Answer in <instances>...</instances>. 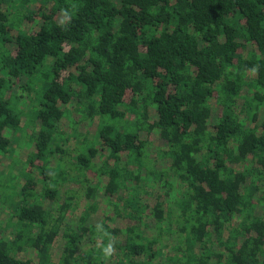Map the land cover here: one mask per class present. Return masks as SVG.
Returning a JSON list of instances; mask_svg holds the SVG:
<instances>
[{"label": "trees", "instance_id": "16d2710c", "mask_svg": "<svg viewBox=\"0 0 264 264\" xmlns=\"http://www.w3.org/2000/svg\"><path fill=\"white\" fill-rule=\"evenodd\" d=\"M4 161L0 264H264V0H0Z\"/></svg>", "mask_w": 264, "mask_h": 264}, {"label": "rangeland", "instance_id": "374dc122", "mask_svg": "<svg viewBox=\"0 0 264 264\" xmlns=\"http://www.w3.org/2000/svg\"><path fill=\"white\" fill-rule=\"evenodd\" d=\"M31 4H32L31 6L29 5L30 9H33L34 7H37L38 6L36 3H31ZM20 26H21V28H23V29L26 30L29 27V23H27L26 20H22ZM11 33L12 34H15V31L13 30V31H11ZM66 121H67L66 119L63 120L64 123ZM18 139L21 140V138H18ZM19 140H17V141H19ZM18 144H19L18 147L19 148L21 147V148L18 149V153L19 154H17L15 157H16L17 160H21L22 157H21L20 154H22L23 152H25L26 149L24 147H22L24 145L23 140L20 141V142H18ZM16 151H17V148H16ZM1 163L2 164H0V170L2 169L3 171H2V174L0 175V185H2V186L4 185V188L6 189V190H4V192L7 193V194H10V192H11L10 190L12 189V186H15V185L17 186V184H18L17 177L15 176V167L13 168V166L8 161H4V162H1ZM90 181H91V184H95V182H96V180L94 178L91 179ZM157 189H158V187H156L155 190H152V192L155 193V191ZM100 193H102V192H100ZM99 194H96L95 201H101V199H102V198H100L101 197L100 196L101 194L100 195ZM3 217H4V215L2 214V211H0V224L2 222L1 219ZM0 236H1V233H0ZM162 243H163V245L166 248V252H165L166 255L169 253L168 255L171 256L170 253H172V251L170 250V248H171L170 246L171 245H174L175 242L171 239V237H166L165 240H163ZM55 248H58L57 244H55L53 246V248H52V254H53ZM214 249H217L216 248V245L214 246ZM157 261L160 262L161 261V258H159Z\"/></svg>", "mask_w": 264, "mask_h": 264}, {"label": "clouds", "instance_id": "9594fccd", "mask_svg": "<svg viewBox=\"0 0 264 264\" xmlns=\"http://www.w3.org/2000/svg\"><path fill=\"white\" fill-rule=\"evenodd\" d=\"M63 17H64V19L61 20L62 25L70 20V16L66 11L63 12ZM97 229L102 230V226L98 224ZM113 252H114V247H113V244L110 242L106 247H104L103 253L105 256H111L113 254Z\"/></svg>", "mask_w": 264, "mask_h": 264}]
</instances>
